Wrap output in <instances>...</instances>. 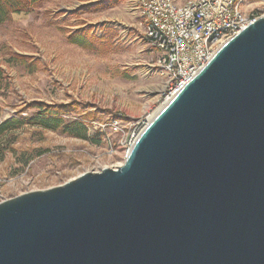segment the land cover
<instances>
[{"label": "water", "instance_id": "water-1", "mask_svg": "<svg viewBox=\"0 0 264 264\" xmlns=\"http://www.w3.org/2000/svg\"><path fill=\"white\" fill-rule=\"evenodd\" d=\"M0 264H264V17L121 166L1 202Z\"/></svg>", "mask_w": 264, "mask_h": 264}, {"label": "rangeland", "instance_id": "rangeland-1", "mask_svg": "<svg viewBox=\"0 0 264 264\" xmlns=\"http://www.w3.org/2000/svg\"><path fill=\"white\" fill-rule=\"evenodd\" d=\"M255 7L264 15V4ZM75 31H85L94 50L70 44ZM156 60L135 0H52L12 14L0 26V124L34 116V104L63 107V118L82 122L87 138L26 121L0 135V197L121 166L133 125L162 98Z\"/></svg>", "mask_w": 264, "mask_h": 264}, {"label": "built area", "instance_id": "built-area-1", "mask_svg": "<svg viewBox=\"0 0 264 264\" xmlns=\"http://www.w3.org/2000/svg\"><path fill=\"white\" fill-rule=\"evenodd\" d=\"M144 38L157 52L164 91L151 116L138 120L125 142L126 154L153 117L231 38L257 19L264 0H136ZM152 118V119H151ZM6 199L0 197V203Z\"/></svg>", "mask_w": 264, "mask_h": 264}, {"label": "trees", "instance_id": "trees-1", "mask_svg": "<svg viewBox=\"0 0 264 264\" xmlns=\"http://www.w3.org/2000/svg\"><path fill=\"white\" fill-rule=\"evenodd\" d=\"M46 1L52 0H0V26L7 23L12 14L29 13ZM67 40L70 44L83 49L94 50L95 48L94 41L88 39L85 31H75L68 36ZM2 74L0 69V78ZM33 107L37 113L28 119L10 118L2 122L0 135L21 128L28 122L31 126L49 131H60L69 137L83 140L87 138V129L82 122L63 118V107L49 108L47 106L48 108H44L40 104H34Z\"/></svg>", "mask_w": 264, "mask_h": 264}, {"label": "crops", "instance_id": "crops-1", "mask_svg": "<svg viewBox=\"0 0 264 264\" xmlns=\"http://www.w3.org/2000/svg\"><path fill=\"white\" fill-rule=\"evenodd\" d=\"M136 1V0H135ZM176 3H178V4H181V3H183L185 0H174Z\"/></svg>", "mask_w": 264, "mask_h": 264}, {"label": "bare ground", "instance_id": "bare-ground-1", "mask_svg": "<svg viewBox=\"0 0 264 264\" xmlns=\"http://www.w3.org/2000/svg\"><path fill=\"white\" fill-rule=\"evenodd\" d=\"M152 119V118H151Z\"/></svg>", "mask_w": 264, "mask_h": 264}]
</instances>
